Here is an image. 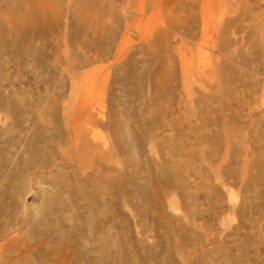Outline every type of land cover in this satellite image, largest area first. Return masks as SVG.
<instances>
[{
    "label": "rangeland",
    "instance_id": "obj_1",
    "mask_svg": "<svg viewBox=\"0 0 264 264\" xmlns=\"http://www.w3.org/2000/svg\"><path fill=\"white\" fill-rule=\"evenodd\" d=\"M0 264H264V0H0Z\"/></svg>",
    "mask_w": 264,
    "mask_h": 264
}]
</instances>
